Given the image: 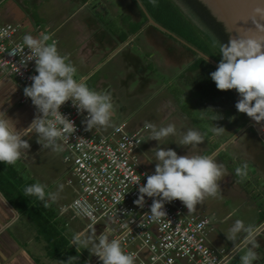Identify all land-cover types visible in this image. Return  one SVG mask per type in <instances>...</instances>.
I'll return each mask as SVG.
<instances>
[{
	"label": "crops",
	"instance_id": "1",
	"mask_svg": "<svg viewBox=\"0 0 264 264\" xmlns=\"http://www.w3.org/2000/svg\"><path fill=\"white\" fill-rule=\"evenodd\" d=\"M142 13L136 0H0L1 20L19 25L16 34L19 40L23 41L26 34L40 38L39 24H51L55 17L60 21L58 27L67 25L68 40L77 46L71 50L77 52L78 60L85 65L77 70L78 81H89L105 67L89 87L110 92L112 96L116 116H112L107 128H100L103 132L122 121L129 131L144 126L145 123L131 127L129 114L137 112L140 103L152 95L160 97L159 111L175 119L178 110L172 101L179 97L180 89L183 94L189 91V83L194 82L190 77H198L195 73L204 68L190 69L200 56L179 39L151 25ZM174 87L178 91L173 92ZM210 87H203L199 96H191H197V104H205L206 117L214 127L225 129L216 134L218 148L213 153L230 159L222 156L218 161L226 169L218 195L206 198L191 212L214 219L208 235L212 246L227 251L252 249L258 257L254 264H264V141L257 131H243L245 124L238 128L240 118H236L235 106L230 102L224 107L219 102L206 106V91ZM19 98L15 79L0 72V112L15 121L18 130L26 129L36 115L32 102L21 103ZM213 98L212 101L218 96ZM218 115L222 118L213 119ZM23 139L30 149L22 151L21 159L14 165L0 163V264H60L69 257L76 258L72 264H85L92 254H87L83 247L77 251L72 239L76 234L82 236L88 228L69 212H60V207L74 197L72 188L66 184L61 151L44 150L34 132ZM59 155L65 165L63 185L70 195L59 196L56 202L49 200L50 206L46 208L35 196H25L24 190L35 183L45 185L46 200L47 194L57 192L59 168L52 161ZM238 161L240 167L248 166L245 177L235 175ZM236 220L252 231H241L233 243L225 233ZM74 221H79L83 228L76 230Z\"/></svg>",
	"mask_w": 264,
	"mask_h": 264
},
{
	"label": "clouds",
	"instance_id": "2",
	"mask_svg": "<svg viewBox=\"0 0 264 264\" xmlns=\"http://www.w3.org/2000/svg\"><path fill=\"white\" fill-rule=\"evenodd\" d=\"M153 6L156 0H150ZM139 8L142 4L138 3ZM257 16L264 17V8L257 9ZM253 29L248 32L232 36L226 43L219 44L221 60L214 72L210 74L212 81L220 91L235 90L240 99L235 107L239 113L246 114L257 125L264 126V23L255 22ZM49 37L40 38L26 34L23 45L30 50V54L23 53L21 63L35 61V72L30 79L31 85L24 88V95L30 98L36 109L35 118L26 129L18 130L16 122L8 118L6 113L0 112V163L14 165L21 159L22 151L29 150L30 144L23 139L29 133H35L37 143L44 150L53 152L62 151L60 141L68 140L76 131L75 122L66 117L61 107L71 101L72 106L81 115L87 113L82 120L86 131L107 128L112 120L114 105L112 96L107 91L90 89L83 81L75 76L77 69L68 62V57L62 56L55 43L48 44ZM214 116L213 119H221ZM146 130L150 131L151 140L160 142L177 134L176 126L169 124L159 127L146 122ZM217 135L225 129L214 127ZM78 141L84 140L77 138ZM204 143L201 132L188 129L181 133L177 145L188 148ZM155 151L156 166L151 175H147L144 184L140 182L138 198L134 203L143 208L145 197L152 198L150 214L144 218L150 221H159L166 216L165 203L179 200L188 209L193 211L208 197H216L220 189V181L226 174L225 166L218 163L215 154L178 155L171 148L157 147ZM247 164L235 169L237 177L247 175ZM61 190L63 186H60ZM25 196H35L44 202L47 208L51 202H56L59 192L49 193L46 200L45 185L35 183L24 190ZM78 209L77 215L91 216V206L77 200L72 205ZM241 231L251 233V227L245 228L241 220H236L225 233L227 239L235 242ZM73 246L77 251L81 245L91 244L90 253L99 258L100 264H135L134 254L125 253L118 239L109 238L107 230L100 235L93 233L86 239L81 234L74 235ZM257 254L252 249L243 251L240 264H254ZM75 257H69L60 264H72Z\"/></svg>",
	"mask_w": 264,
	"mask_h": 264
},
{
	"label": "built area",
	"instance_id": "3",
	"mask_svg": "<svg viewBox=\"0 0 264 264\" xmlns=\"http://www.w3.org/2000/svg\"><path fill=\"white\" fill-rule=\"evenodd\" d=\"M19 25L2 22L0 16V72L11 75L18 86L21 103L31 101L24 88L36 75L35 61L21 63L23 53L30 54L23 41L16 38ZM60 111L75 122L77 131L62 145V160L66 165V184L74 197L60 207L85 223L86 228L103 224L109 238L118 239L125 253L134 254L135 264H228L230 252L218 249L208 241L211 220L201 213L189 212L179 200L165 203L166 216L150 221L152 198L145 197L143 208L134 201L140 184L153 171L141 164L140 148L148 130L144 126L132 131L125 121L111 130L86 131L71 101ZM77 138L84 140L78 141ZM140 182V184H136ZM81 200L91 206V216L77 215L72 205ZM85 264H100L92 255Z\"/></svg>",
	"mask_w": 264,
	"mask_h": 264
},
{
	"label": "rangeland",
	"instance_id": "4",
	"mask_svg": "<svg viewBox=\"0 0 264 264\" xmlns=\"http://www.w3.org/2000/svg\"><path fill=\"white\" fill-rule=\"evenodd\" d=\"M56 19L57 17L52 20L53 22L51 24H39V31L41 32V36H48L49 40L47 41V43H55L59 53L62 56H66V54H68L69 52L70 54L69 56H67L68 62L72 63L77 70L81 69L85 65L82 60H78L77 52L71 50L73 48L75 49L77 46L73 42H69L68 40L70 36L69 34H67V25H62L58 27L60 21L58 22ZM52 30H54L55 32H53ZM203 66L204 68L201 67L203 68L202 71L199 69L198 73H195L198 74V77H190L191 81L193 80L194 82L189 83V91L186 92L185 90V94L180 91L181 89L179 91L175 89L176 86L172 89L173 92L178 91L179 95V97H177L176 99L174 98V100L172 101L174 107L176 108V110H178L175 119V116L171 114H164L163 110L159 111L158 108L160 97L155 98V96L153 95L149 98H145V100L140 103L141 106L139 107L137 112L134 111L135 113L131 112L129 114L131 127H133L135 124L141 125L146 122L155 124L157 128L167 126L169 124H174L176 126L177 134L175 136H170L165 140H161L160 142L151 140V134L149 130L146 133V136L140 148L142 150V152L140 151L141 164L145 168L153 171V173L155 171L156 166L155 151L153 150L154 148H171L175 150L178 155H187L188 153L190 155H210L211 153H213V151L218 148V141L216 139V137L218 136H216V133L212 131L214 126L210 123L208 117H206L208 116V113L205 112V104H197V100L199 99L197 98V96H195V98H192L191 95L194 94L199 96L203 93V87H205V89H208L211 86L212 88L210 87L211 89L209 91H206L208 96L207 98H205L207 103L206 106H208L209 102H219L223 107L225 105L228 106V102H230L233 106H235L237 102H235V100L232 98L230 91L218 90L215 83L212 81L210 74L216 70V67L210 62L203 64ZM104 69L105 67H103V70ZM103 70L101 68L90 78L89 81H85L84 83H86L88 87H91L92 82L98 78L99 74ZM78 77V74H76L75 78L78 79ZM212 91L213 93H210ZM217 96L218 98H216ZM213 97L216 98L214 101H212V99H214ZM114 116H116L115 112H113V117ZM246 118L248 117L244 114L242 119H240L237 123L238 128L246 121ZM190 128L201 132L204 137V143L196 147L188 146V148L177 145L176 142H178L181 138V133L186 132ZM222 156L225 155L221 153L216 154V161H220L223 158ZM225 158L230 159V156H225ZM52 163L54 167L59 168V175L55 181L57 183V192H59V196L65 198L69 197L70 190L63 185V172L65 171V165L61 162L60 155L54 157ZM236 163L238 167H240V162L238 161ZM61 185L63 186L62 190L60 188ZM211 220L214 222L213 218H211ZM73 227H75L76 230H79L83 228V225L80 224L79 221H74ZM102 227L103 224H100L98 227L93 226L89 229H86L85 232L82 234L81 239H86L93 233H95L97 236L100 235ZM82 247L86 248L87 254H90V251L88 249L91 247V244L81 245L79 249L81 250Z\"/></svg>",
	"mask_w": 264,
	"mask_h": 264
},
{
	"label": "water",
	"instance_id": "5",
	"mask_svg": "<svg viewBox=\"0 0 264 264\" xmlns=\"http://www.w3.org/2000/svg\"><path fill=\"white\" fill-rule=\"evenodd\" d=\"M139 3V0H136ZM183 12L192 20L208 42L219 54V44L226 43L232 36L246 33L253 29L255 22L264 23V17L257 16V9L264 8V0H173ZM141 3V2H140ZM142 4V3H141ZM149 23L161 31L179 39L182 43L195 51L200 57L213 64L216 68L218 63L197 50L183 39L179 38L159 23H157L147 12L145 7H141ZM220 55V54H219ZM221 57V55H220ZM222 58V57H221ZM237 100L240 99L235 90H231ZM249 118V117H248ZM250 126H253L259 137L264 141V132L261 125H257L249 118ZM244 247L231 250L228 264H240V256Z\"/></svg>",
	"mask_w": 264,
	"mask_h": 264
},
{
	"label": "trees",
	"instance_id": "6",
	"mask_svg": "<svg viewBox=\"0 0 264 264\" xmlns=\"http://www.w3.org/2000/svg\"><path fill=\"white\" fill-rule=\"evenodd\" d=\"M140 2L157 23L219 64L221 60L220 55L216 52L192 20L173 0H156L155 6H153L150 0H140ZM205 63H208L207 60L203 57H198L197 60L190 66V69L203 66ZM58 253H61V251H58ZM68 256L69 255L67 253L64 258L67 259Z\"/></svg>",
	"mask_w": 264,
	"mask_h": 264
},
{
	"label": "flooded vegetation",
	"instance_id": "7",
	"mask_svg": "<svg viewBox=\"0 0 264 264\" xmlns=\"http://www.w3.org/2000/svg\"><path fill=\"white\" fill-rule=\"evenodd\" d=\"M230 92H231V96H232V98L235 100V102H237L238 100L235 98V96H234V94L232 93V91L230 90ZM234 111H235V114H236V118L237 119H242V117H243V113H239L238 111H237V109H236V107H234ZM246 115V114H245ZM247 116V115H246ZM248 117V116H247ZM239 121V120H238ZM243 124H245V125H243V131H245V130H247V131H254V132H256V129L253 127V126H250V121H249V118H246V121L243 123Z\"/></svg>",
	"mask_w": 264,
	"mask_h": 264
}]
</instances>
